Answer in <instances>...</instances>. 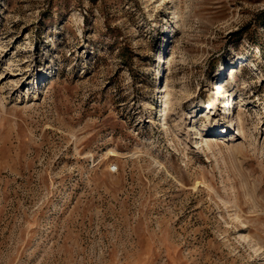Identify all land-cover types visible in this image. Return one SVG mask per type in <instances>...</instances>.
I'll use <instances>...</instances> for the list:
<instances>
[{
    "label": "rangeland",
    "instance_id": "obj_1",
    "mask_svg": "<svg viewBox=\"0 0 264 264\" xmlns=\"http://www.w3.org/2000/svg\"><path fill=\"white\" fill-rule=\"evenodd\" d=\"M0 264H264V0H0Z\"/></svg>",
    "mask_w": 264,
    "mask_h": 264
},
{
    "label": "bare ground",
    "instance_id": "obj_2",
    "mask_svg": "<svg viewBox=\"0 0 264 264\" xmlns=\"http://www.w3.org/2000/svg\"><path fill=\"white\" fill-rule=\"evenodd\" d=\"M213 89H214V91H217V93L223 91L222 90L223 89V85L221 84L220 80H218V82L215 83ZM232 109H233L232 112H230L229 114L232 115V117H234V115L236 113V110H235L236 108L233 106ZM164 116H165V119H166L167 118V113H165ZM227 133L228 132H225V133L224 132H220V133H218V132H214L213 131L212 135L219 136V137H222V136L225 137ZM224 137H222V140H224L223 139ZM217 141L220 142L218 139H217Z\"/></svg>",
    "mask_w": 264,
    "mask_h": 264
},
{
    "label": "built area",
    "instance_id": "obj_3",
    "mask_svg": "<svg viewBox=\"0 0 264 264\" xmlns=\"http://www.w3.org/2000/svg\"><path fill=\"white\" fill-rule=\"evenodd\" d=\"M111 169H113V167Z\"/></svg>",
    "mask_w": 264,
    "mask_h": 264
}]
</instances>
